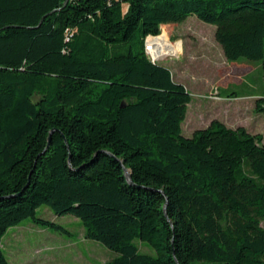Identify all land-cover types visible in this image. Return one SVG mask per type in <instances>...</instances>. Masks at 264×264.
Here are the masks:
<instances>
[{"label":"trees","instance_id":"1","mask_svg":"<svg viewBox=\"0 0 264 264\" xmlns=\"http://www.w3.org/2000/svg\"><path fill=\"white\" fill-rule=\"evenodd\" d=\"M193 14L264 81V0H0V264L24 219L65 230L42 205L79 218L107 264H264V133L183 135L192 95L146 53Z\"/></svg>","mask_w":264,"mask_h":264},{"label":"rangeland","instance_id":"2","mask_svg":"<svg viewBox=\"0 0 264 264\" xmlns=\"http://www.w3.org/2000/svg\"><path fill=\"white\" fill-rule=\"evenodd\" d=\"M161 29L170 42L177 41L179 51L158 63L170 68L174 79L192 95L182 134L190 137L216 119L231 128L242 126L252 134L264 133V112L257 109L264 88L262 62L246 58L228 61L215 39L216 26L195 14ZM37 216L65 230L42 225L34 218L9 228L1 244L11 264H107L117 256L102 243L86 238L83 223L72 214L57 215L42 205ZM136 243L143 252L156 254L147 242Z\"/></svg>","mask_w":264,"mask_h":264},{"label":"built area","instance_id":"3","mask_svg":"<svg viewBox=\"0 0 264 264\" xmlns=\"http://www.w3.org/2000/svg\"><path fill=\"white\" fill-rule=\"evenodd\" d=\"M160 36H161V34L158 36H148L146 39V42H145L146 53L149 55L150 59L154 63H158V61H160L161 59H163L167 55L172 56V53L174 54V53H177V51H179L176 47L177 41L170 42L168 39L159 40L158 38H160ZM164 48H166L168 50L167 54H159V53H161L159 51H161V49H164ZM170 49L172 51L170 52V54H168Z\"/></svg>","mask_w":264,"mask_h":264},{"label":"bare ground","instance_id":"4","mask_svg":"<svg viewBox=\"0 0 264 264\" xmlns=\"http://www.w3.org/2000/svg\"><path fill=\"white\" fill-rule=\"evenodd\" d=\"M159 40H166L167 39V36H163V35H161L160 36V38H158ZM167 49L166 48H164V49H161V51H159V52H161V53H159V54H167Z\"/></svg>","mask_w":264,"mask_h":264},{"label":"water","instance_id":"5","mask_svg":"<svg viewBox=\"0 0 264 264\" xmlns=\"http://www.w3.org/2000/svg\"><path fill=\"white\" fill-rule=\"evenodd\" d=\"M125 169H126V175H127L128 179H129V181L131 182L132 181L131 172L127 168H125Z\"/></svg>","mask_w":264,"mask_h":264},{"label":"crops","instance_id":"6","mask_svg":"<svg viewBox=\"0 0 264 264\" xmlns=\"http://www.w3.org/2000/svg\"><path fill=\"white\" fill-rule=\"evenodd\" d=\"M167 25V24H166ZM163 27V26H162ZM219 44V43H218ZM192 102V101H191ZM190 104H192V103H190ZM190 104H189V106H188V110H189V107H190ZM187 113H188V111H187ZM200 129V128H199ZM197 130V129H196ZM194 133V132H193Z\"/></svg>","mask_w":264,"mask_h":264}]
</instances>
